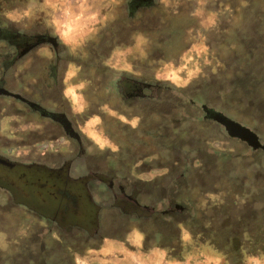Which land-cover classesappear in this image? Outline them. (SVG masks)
Segmentation results:
<instances>
[{
  "label": "rangeland",
  "instance_id": "rangeland-1",
  "mask_svg": "<svg viewBox=\"0 0 264 264\" xmlns=\"http://www.w3.org/2000/svg\"><path fill=\"white\" fill-rule=\"evenodd\" d=\"M20 1L0 0L2 23L25 31L36 20L29 19L28 8L50 2L58 10L51 19L59 35L77 36L78 42L94 35L105 19H114L111 26L117 27L128 21L124 7L128 0ZM140 1L143 10L132 18L133 27L119 35L124 49L92 54L93 69L75 76L78 93L83 94V79L103 86L120 74L155 80L162 87L157 102L137 108L122 104L114 94L108 98L102 87H85L84 106H91L94 113L86 123L103 140L95 139L101 152L89 149L98 152L90 162L95 158L91 165L109 175L110 169L118 168L125 183L142 180L149 194L186 200L191 215L185 226L175 227L177 236L170 244L167 235L163 238L174 250L149 245L147 250L144 235L129 234L98 250H81L75 262L264 264V151L249 147L242 138H229L205 113V108L221 112L251 129L264 145V0ZM97 62L110 68L95 69ZM68 83L74 85L70 79ZM74 99L80 113L82 104ZM21 128H16L18 140L23 138ZM18 140L9 141L8 148L25 158ZM117 150L119 162L103 157ZM143 201L151 202L146 196ZM4 202L0 197V264H29L14 259L33 257L37 254L33 245L45 236L32 215L1 207ZM26 228L35 234L29 241L23 237Z\"/></svg>",
  "mask_w": 264,
  "mask_h": 264
},
{
  "label": "flooded vegetation",
  "instance_id": "flooded-vegetation-1",
  "mask_svg": "<svg viewBox=\"0 0 264 264\" xmlns=\"http://www.w3.org/2000/svg\"><path fill=\"white\" fill-rule=\"evenodd\" d=\"M9 3L15 2L10 0ZM41 3L37 8H28L29 19H36L34 28L27 25L25 31L14 26L9 28L0 20V197L5 201L1 207H14L32 215L37 220L35 224L40 226L41 235L45 236L33 245L37 254L18 256L14 260L18 263L28 261L29 264L33 259H37L38 264H76L74 258L81 250L92 252L108 241L121 242V237L129 234L133 237L144 235L143 246L147 250L148 245L174 250L164 245L163 238L167 235L170 244L177 236L173 235L175 227L185 226L189 221V205L186 200L147 193L140 179L125 183L126 176L121 170L118 172V168L110 169L112 174L109 175L91 165L95 160L90 162L91 157L101 152L95 139L98 142L103 140L86 123L94 113L91 106H84L83 97L85 87H102L108 98L114 94L119 96L122 104L137 108L147 101L157 102L162 86L155 80L120 74L108 78L103 86H95L83 79L81 94L75 78L79 71L82 74L85 69H93L92 54H109L124 49L120 46L119 35L126 34L133 27L132 18L143 10L142 2H125L128 21L124 25L111 26L114 19H105L94 35L82 36L81 42L76 40L77 36L68 39L60 36L51 19L58 12L56 6L52 9L50 2ZM76 52L82 56H77ZM109 68L97 62L95 69L104 72ZM68 79L75 86L70 85ZM76 97L79 106L82 104L83 107L80 113L74 109ZM205 111L231 138L233 127L218 122H235L221 112L206 108ZM17 125L22 127L21 140L16 133ZM15 140L22 143L17 146L24 147L25 158L19 152L14 154V148H8V142ZM248 143L264 151V145L259 141L256 143L255 138ZM91 147L98 152H91ZM103 157L109 163H113L111 157L114 161L121 160L119 150L112 152L110 157L105 154ZM145 196L151 202L145 203ZM159 203L162 207H158ZM203 225L204 222L199 221L201 228ZM24 232L23 237L28 241L35 235L29 228ZM13 243L19 246V240Z\"/></svg>",
  "mask_w": 264,
  "mask_h": 264
},
{
  "label": "water",
  "instance_id": "water-1",
  "mask_svg": "<svg viewBox=\"0 0 264 264\" xmlns=\"http://www.w3.org/2000/svg\"><path fill=\"white\" fill-rule=\"evenodd\" d=\"M221 123H223L225 126L226 125H230L231 127H233V129L230 130V134L231 135L239 136L240 138H242V139H244V140H246L248 142H251L255 138V142L257 143L256 137H254V135L251 134L249 131H247V129L241 127L237 123H229V121H226V120L225 121H221ZM254 147H255V145H254Z\"/></svg>",
  "mask_w": 264,
  "mask_h": 264
},
{
  "label": "trees",
  "instance_id": "trees-1",
  "mask_svg": "<svg viewBox=\"0 0 264 264\" xmlns=\"http://www.w3.org/2000/svg\"><path fill=\"white\" fill-rule=\"evenodd\" d=\"M206 110H207V109H206ZM203 111H204V109H203ZM205 113H207V111H206ZM206 116H207V115H206ZM229 119H230V118H229ZM230 120H231V119H230ZM217 122H218V121H217ZM218 123H221V122H218ZM246 128H247L248 131H249L251 134H253L254 137H256V138L258 139V141H259V137H258V135H257L256 133H254L251 129H249L248 127L245 126V129H246ZM230 136H231V138H234V139L240 138L239 136H233V135H231V134H230ZM258 141H257V142H258ZM259 142H260V141H259ZM246 143L248 144L249 147H251V148H253V149H254V148H255V149H258V147H254V146L249 145L248 141H246ZM260 143H261V142H260ZM260 143H259V145H260ZM262 148H263V147H262ZM263 150H264V149H263Z\"/></svg>",
  "mask_w": 264,
  "mask_h": 264
},
{
  "label": "crops",
  "instance_id": "crops-1",
  "mask_svg": "<svg viewBox=\"0 0 264 264\" xmlns=\"http://www.w3.org/2000/svg\"><path fill=\"white\" fill-rule=\"evenodd\" d=\"M162 250H164V249H162ZM158 256H159V255H158ZM117 260H118V259H117ZM107 262L110 263V262H113V260H108ZM171 262H172V261H166V264H171ZM100 263H101V262H97V261H96L95 264H100ZM102 263H103V262H102ZM104 263H105V262H104Z\"/></svg>",
  "mask_w": 264,
  "mask_h": 264
}]
</instances>
